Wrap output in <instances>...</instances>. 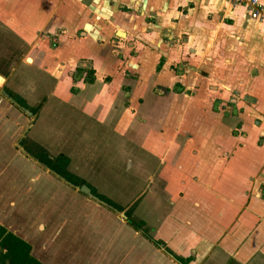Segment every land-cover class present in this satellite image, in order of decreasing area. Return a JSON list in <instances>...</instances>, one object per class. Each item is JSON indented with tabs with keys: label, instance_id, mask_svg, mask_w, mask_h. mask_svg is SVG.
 Masks as SVG:
<instances>
[{
	"label": "crops",
	"instance_id": "0c3cea01",
	"mask_svg": "<svg viewBox=\"0 0 264 264\" xmlns=\"http://www.w3.org/2000/svg\"><path fill=\"white\" fill-rule=\"evenodd\" d=\"M0 19L31 59L28 68L52 80L10 87L24 98L37 90L34 117L0 86L6 233L26 242L42 264H264V25L245 6L4 0ZM216 42L217 79L228 74V83L217 82V98L205 99L204 80L186 86L183 76L194 68L183 63L198 62ZM236 73L245 78L235 80ZM222 88L245 92L228 97ZM213 104L217 113H206ZM204 118L212 121L209 130L200 128ZM32 119V126L40 122L33 133ZM33 134L48 136L63 153L110 158L121 180L102 171L87 184L148 189L112 208L34 161L19 144ZM74 161L71 168L84 177L86 163ZM131 205L140 227L125 214Z\"/></svg>",
	"mask_w": 264,
	"mask_h": 264
},
{
	"label": "rangeland",
	"instance_id": "374dc122",
	"mask_svg": "<svg viewBox=\"0 0 264 264\" xmlns=\"http://www.w3.org/2000/svg\"><path fill=\"white\" fill-rule=\"evenodd\" d=\"M1 4H4V0H0V5ZM3 19L1 20L0 19V74H2L3 76L5 77H8V79H10L11 77H13V75L16 73V80H14L15 82H19V84L22 83V80L20 78H23L24 76H32L34 77V81H31V82H36V78H40L41 80L43 79L44 82H47V84H51L49 78H47L46 75H37V72L34 71L33 69L31 70L30 68H28L29 65H27L26 63L27 62H30L31 60H29L27 58V61L26 60V57L23 56V52H22V45H21V42L20 41H17L15 39V37H13L7 30L6 28V25L5 23L2 22ZM121 34V32H120ZM239 46H242L241 43L238 44ZM205 51L204 54L202 53H199L200 54V58H199V61L198 62H192V58H188L187 60H185V62L183 63L185 66L184 68L187 66V64L190 66V67H193L194 69L192 71H190V74H185V73H182L181 76L183 74H185L183 76V78L186 76L187 77V81H186V86L191 82V80H204V82L206 83L205 84V88H206V92L204 93L203 95V98H207V99H213L214 98H217V82H220V84L222 82L224 83H228V80L224 79L226 76H228V74L226 75H219L218 76V79H217V68L219 67V65H217V42L214 44V47L210 50H203ZM22 63L21 64V67H23L24 69H20V71L14 69L15 65L18 64V63ZM224 63H218V64H224L226 65L227 64V59L223 61ZM192 63V64H191ZM236 65V64H235ZM239 69H242L239 67ZM36 74V75H35ZM234 76V79L235 80H243L245 78V75L244 74H238L236 73ZM185 79V78H184ZM23 84V83H22ZM182 85V84H181ZM1 86V85H0ZM12 87V82L9 84H6V83H3L2 84V87ZM183 86V85H182ZM1 87V88H2ZM5 88V89H6ZM231 88H234V87H231ZM8 89V88H7ZM174 92L175 93H179L182 91V88L179 87V86H174ZM238 89V88H237ZM232 89V91L229 92V88L225 89V88H222L220 91H223V92H226L229 96L228 97H233L232 94H237V95H242L244 94V90L245 89ZM34 94H33V98H29V97H26V102H28L30 105H32L33 107H31V109L29 110L30 114H36L38 112V109H39V105L37 103V100L39 99L38 95H37V90L35 89L34 90ZM187 92L191 93L193 92L192 89H187ZM203 109L205 111H207L206 113L210 112V113H217V104H213V105H209V106H204ZM222 111H220L222 113V115H229V108L226 109V107H222L221 109ZM44 116V114H43ZM205 120V123H200V128L202 129V127H204V129H208V125L211 124V120L208 121L207 118H204ZM213 119V118H212ZM217 120V116L215 118ZM30 126H32L33 124V119L30 121ZM29 126V128H30ZM28 128V130H29ZM211 131H215V129H212ZM42 133V132H40ZM44 141L46 143L49 142V139H48V136H45L43 137ZM24 140V139H23ZM34 141H36L37 143H42V141H38L36 139H33ZM27 142V140L25 141ZM30 142V140L28 141V143ZM20 143V141H19ZM50 144V147L49 149H46L47 150V154L51 153V156L52 157H56L59 153H63L61 152L60 150L58 151H54L55 150V146L52 144V143H49ZM131 154L127 156V158H131L133 159L135 157L134 153L133 152H130ZM124 155V157L127 155L126 152H124V154L122 153L121 156ZM62 156V155H60ZM65 156V155H63ZM59 157V156H58ZM67 158V156H65ZM68 163V162H67ZM70 164V163H69ZM69 164L67 165V168L69 166ZM143 174L146 175L148 174V171L145 169V170H142ZM131 172H127V175L126 176H129ZM127 186L128 185H116L114 186V188L116 189H122V190H126L127 189ZM112 188V187H110ZM148 189V186L146 185H143L141 188H138L137 190H135V188L133 189L132 193L131 194H120L119 195V199H121L122 201H116L118 202V205H121V202H123V196H130L128 197V199L132 200L135 196V193L138 194V193H141V192H145L146 190ZM135 190V191H134ZM135 192V193H133ZM109 198L113 197L114 199L117 198L118 194L116 195H109V194H106ZM127 197V196H126ZM132 207V208H131ZM134 208L135 206H129L128 208H126L128 211H127V214L128 217H129V220H131L132 222H135V224H137V222L141 223V221L135 217H133V211H134ZM141 225V224H140ZM136 228V226H134Z\"/></svg>",
	"mask_w": 264,
	"mask_h": 264
},
{
	"label": "flooded vegetation",
	"instance_id": "af4514ba",
	"mask_svg": "<svg viewBox=\"0 0 264 264\" xmlns=\"http://www.w3.org/2000/svg\"><path fill=\"white\" fill-rule=\"evenodd\" d=\"M16 75L17 74L15 73L13 75V77H11L10 79H8L7 82H4V83L10 85L11 82L13 83V81L16 80ZM33 78L34 77H32V76H29V77L28 76H24L23 78H20V79L22 80L23 86L29 87L30 85H28V84H32L33 83V82H31V81H34ZM18 83L19 82H15L14 81L13 84L16 85ZM12 87H14V86H12ZM5 88L6 87H2L1 88V92L4 95H6L7 97H9L10 100H12L14 102V104H16L19 107L23 108L24 111H27V113H29V115L31 117H34L39 112V109L41 108V103H39L40 104L39 105L40 107L38 109V112L36 114H30L29 110L33 106L30 105L28 102H26V98H24L16 90L11 89L9 86L7 87L8 89L7 88L5 89ZM33 139H36L37 140V137L34 134L33 135H30V136L28 135V137H25V135H24L20 139V143L19 144H20V147H22L29 154V156H31L33 158V160L36 161L40 166H43V167L47 168L49 171L53 172L54 174L58 175L59 177H61V176L58 173H56L55 170L56 171H60V172H62L65 175H69L71 178H74L75 181H77V180L78 181H81V180L85 181L83 178L79 177L75 172H72L71 171V169L73 168V167L71 168L72 158H68V157L66 158L65 156H63L64 155L63 153H59L56 157H52L51 156V153L47 154V150H46L47 148H46V146L44 144L37 143ZM26 140H27V142H25ZM29 140H30V142L28 143ZM58 150H59V148L57 146H55V150L54 151H58ZM60 155H62V156H60ZM49 160L51 161L50 163H49ZM68 164H69L68 167H70L71 169H68L67 168V165ZM86 184L79 185V186H75V188H78L81 191L82 190L83 191H86L88 194L92 195L97 200L101 201L102 203L108 204L106 202V200H105V198H106V199H108L111 202V204H108V205H110V207H112V208H118L119 205H118V202H116V201H122L121 199H119V198H115L114 199L113 197L109 198L107 195L99 194V193H97V190H96V188L94 186H92L90 184H88V185H86ZM103 190L107 191L105 187H103ZM93 191H94V193H93ZM130 191H131V187H128V191L127 192H130ZM116 194H117V192H113V194H111V195L113 196V195H116ZM97 195H100L103 198L100 199ZM114 200H116V201H114ZM131 206H134V205H131ZM128 210L126 209V211H125V214L127 215V217L129 215V214H127V211ZM137 224H141V223L140 222L139 223L137 222ZM1 249L2 248L0 246V264H9L8 259L2 258ZM4 252H5V250H3V253Z\"/></svg>",
	"mask_w": 264,
	"mask_h": 264
},
{
	"label": "water",
	"instance_id": "95a60500",
	"mask_svg": "<svg viewBox=\"0 0 264 264\" xmlns=\"http://www.w3.org/2000/svg\"><path fill=\"white\" fill-rule=\"evenodd\" d=\"M0 80H2L0 82V85H2L5 82V76L0 74ZM39 124H40L39 120L35 121L34 125L31 127L30 131L32 133L35 132V131H38L39 130ZM37 134H38V132H37ZM39 141H44L43 137L39 138ZM43 144L45 146L50 147L49 143H43ZM63 154L65 156H67L68 158H72V160L75 159L77 161V162L74 161L76 163V166L79 165V167H80L81 166L80 163H82V166H84V163H86L85 164L86 168H83V169L87 170L85 172V176L82 177L84 180H86V179L88 180L90 178L98 177L96 174L97 173H101L102 171H103V175L104 176H108L110 179L121 180V178H119V176L116 174L117 172L113 169V164L111 163L112 160L110 158L102 160V158L98 154H93V155H89V154L84 155L83 154L81 156L80 155L78 156V155H75V154H69V153H63ZM78 158H80V161L78 160ZM102 167H103V169H102ZM68 169H71V168L68 167ZM125 169H126V171H124L125 172L124 176H126L127 172H129V169L127 167ZM74 170H76V169H72L71 171L75 172L76 174L79 173V172H76ZM87 176H88V178H87ZM90 183H91V181H90ZM100 184L102 185V187H100L101 186ZM100 184L98 183L96 185L95 184L93 185V186L97 187L96 188L97 189V193H99V194H104V195L109 194L110 195L112 192H114V190L116 191V188H114L115 185H113V182L111 180H110V186L109 187L107 185L105 186V181L104 180H102L100 182ZM122 185L124 187L125 184H122ZM103 187H105L106 190L108 189V192L105 191V190H102ZM110 187H112V188H110ZM128 187L129 186H127L126 190L120 189L119 191H122V194H128V193L131 194L133 189L130 192H127L128 191ZM139 188H141V187H139ZM137 189H138V187L135 188V190H137ZM117 192H118V190H117ZM133 193H135V192H133ZM135 195H136V193H135ZM126 196H123V206H125V207L129 203V201H131L130 199H128V197H130V196H128V195H126Z\"/></svg>",
	"mask_w": 264,
	"mask_h": 264
},
{
	"label": "trees",
	"instance_id": "16d2710c",
	"mask_svg": "<svg viewBox=\"0 0 264 264\" xmlns=\"http://www.w3.org/2000/svg\"><path fill=\"white\" fill-rule=\"evenodd\" d=\"M50 160H49V163L51 162ZM55 172L58 173L67 182L73 184V186H79V185L86 184L85 181L83 180L75 181L74 178H71L69 175L63 174L60 171L55 170ZM97 196L100 199L103 198L100 195H97ZM105 200L108 204H111V202L108 199L105 198ZM129 221L134 226L140 227V224H135V222H132L131 220ZM5 233H6L5 229L0 226V246L2 248L1 254H2V258L8 259L9 264H42L30 255V247L26 242H24L22 239L12 234L11 232H7L6 234ZM148 238L152 241L150 237ZM153 242H156V241L153 240ZM3 250H5L4 253H3Z\"/></svg>",
	"mask_w": 264,
	"mask_h": 264
},
{
	"label": "built area",
	"instance_id": "2783aa9c",
	"mask_svg": "<svg viewBox=\"0 0 264 264\" xmlns=\"http://www.w3.org/2000/svg\"><path fill=\"white\" fill-rule=\"evenodd\" d=\"M232 6H245L250 19L264 25V5L260 0H228Z\"/></svg>",
	"mask_w": 264,
	"mask_h": 264
},
{
	"label": "bare ground",
	"instance_id": "6f19581e",
	"mask_svg": "<svg viewBox=\"0 0 264 264\" xmlns=\"http://www.w3.org/2000/svg\"><path fill=\"white\" fill-rule=\"evenodd\" d=\"M29 60H31L30 58H28ZM2 80H0V82H1Z\"/></svg>",
	"mask_w": 264,
	"mask_h": 264
}]
</instances>
